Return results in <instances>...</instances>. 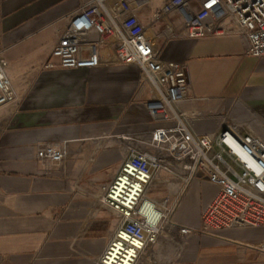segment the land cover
Segmentation results:
<instances>
[{
	"label": "crops",
	"instance_id": "crops-1",
	"mask_svg": "<svg viewBox=\"0 0 264 264\" xmlns=\"http://www.w3.org/2000/svg\"><path fill=\"white\" fill-rule=\"evenodd\" d=\"M85 1L0 0V51L18 94L0 110V264H100L120 216L98 199L121 158L122 137L160 125L135 67L66 70L53 57L69 16ZM162 56L188 62L186 111L213 101L227 122L243 128L252 121L251 132L264 138V58L246 55L237 36L170 40ZM224 122L194 125L210 134ZM56 141H69L65 171L36 158L39 145ZM217 191L196 177L141 264H264V254L251 248L264 240V228L199 232ZM179 192L176 183L163 194ZM158 195L155 189L148 197L160 201Z\"/></svg>",
	"mask_w": 264,
	"mask_h": 264
},
{
	"label": "built area",
	"instance_id": "built-area-1",
	"mask_svg": "<svg viewBox=\"0 0 264 264\" xmlns=\"http://www.w3.org/2000/svg\"><path fill=\"white\" fill-rule=\"evenodd\" d=\"M154 1L87 0L69 16L53 51L66 70L102 65L138 69L149 87L144 101L150 116L160 123L137 137H122L121 158L98 199L120 216L100 264H139L199 175L218 187L202 211L199 232L264 228V138L251 132L252 121L243 128L227 122L213 101L206 110L186 111L188 62L162 56L170 40L237 36L246 55L264 58V0H162L147 23L142 10ZM150 29L155 30L154 39ZM8 69L0 51V110L18 97ZM205 118L225 122L214 133L199 134L195 121ZM69 156V141L37 147L36 158L44 168L65 171ZM174 180L180 185L177 197L154 201L147 196L152 184ZM251 248L264 254V240Z\"/></svg>",
	"mask_w": 264,
	"mask_h": 264
},
{
	"label": "rangeland",
	"instance_id": "rangeland-1",
	"mask_svg": "<svg viewBox=\"0 0 264 264\" xmlns=\"http://www.w3.org/2000/svg\"><path fill=\"white\" fill-rule=\"evenodd\" d=\"M86 1H87V0H86ZM161 3H162V0H155V1L152 3V5H150V6H149L148 8H146V9L142 10V15L146 16V18L148 19V22H147V23L150 22V21H149L150 16L152 15V13H153L158 7H160V4H161ZM163 41H164V39H162V40L160 41V43L162 44ZM174 182H175V183H171V184H157V183L152 184V186H151L152 189L148 190V192H147V196H148V194H149V196L152 195V194L155 192V189L159 191V195H158V197H159L160 199H163L164 197L169 196V194H167V193L163 194V193H164V191H165V188L170 187V186H172V185H174V184H176V183H179V182H176V180H174ZM179 186H180V185H179ZM139 264H141V262H140Z\"/></svg>",
	"mask_w": 264,
	"mask_h": 264
},
{
	"label": "bare ground",
	"instance_id": "bare-ground-1",
	"mask_svg": "<svg viewBox=\"0 0 264 264\" xmlns=\"http://www.w3.org/2000/svg\"><path fill=\"white\" fill-rule=\"evenodd\" d=\"M149 35H150L151 38L154 39L155 36H156V34H155V30H154V29H150V30H149ZM150 204H151V202H150ZM151 205H152V204H151Z\"/></svg>",
	"mask_w": 264,
	"mask_h": 264
}]
</instances>
